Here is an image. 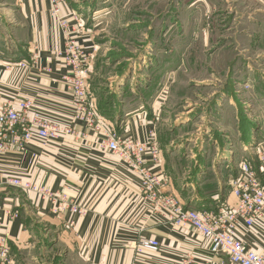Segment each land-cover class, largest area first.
I'll use <instances>...</instances> for the list:
<instances>
[{"label": "crops", "instance_id": "obj_1", "mask_svg": "<svg viewBox=\"0 0 264 264\" xmlns=\"http://www.w3.org/2000/svg\"><path fill=\"white\" fill-rule=\"evenodd\" d=\"M63 3L64 13L71 10L78 14L80 23L71 22V25L78 44L93 58L88 87L99 114L119 135L141 142L158 136L162 144L159 136L165 119L157 96L168 85L160 84L161 77L145 79L140 71L135 74L133 68L126 80L105 78L103 69H106L98 60L106 44V41L99 44V38L105 37L99 23L106 11V0H63ZM218 3L219 13H225L219 25L221 36L226 39L232 32L241 54L252 55L250 42L256 45L255 50H261L264 0H219ZM196 6L203 14L213 8L207 0L188 3L193 10ZM190 19L193 29L200 27L197 23L202 21V16L198 12H193ZM207 30L204 23L203 29L193 31L192 36L209 40L212 32ZM62 47L58 25L45 0H0V109L6 105L16 107L19 100L27 98L42 114L53 121L69 123L77 133L50 144L35 139L23 148L11 146L0 156L1 173L43 184L87 210L79 218L68 211L56 214L46 200L32 192L2 189L0 245L8 250V264H130L140 235L160 243L156 251L150 252L148 264H229L223 257L210 255L206 242L191 230L173 229L160 216L150 215L148 204L139 192L137 174L117 155L99 149L97 136L91 130L73 122L72 96L62 82L66 70ZM200 50L190 46L185 52L196 56ZM163 70L174 69L171 66ZM174 81L169 83L170 92L175 87ZM156 122H159L157 128ZM262 132L264 115L254 144L247 151L238 143L233 153L223 149L222 163L214 161L210 166L205 162V167L200 164L198 176L180 194L168 178L165 191L179 196L185 209L218 207L229 199V184L237 176L242 157L255 159ZM31 155L36 160L27 175ZM154 172L165 174L164 165ZM242 240L264 255V221L243 228Z\"/></svg>", "mask_w": 264, "mask_h": 264}, {"label": "rangeland", "instance_id": "obj_2", "mask_svg": "<svg viewBox=\"0 0 264 264\" xmlns=\"http://www.w3.org/2000/svg\"><path fill=\"white\" fill-rule=\"evenodd\" d=\"M191 1L106 0L99 23L105 32L99 44H106L98 61L106 69L105 78L126 80L133 68L145 79L161 77L160 84L168 85L157 96L165 120L159 136L163 142L159 143L158 136L155 141L177 194L198 176L200 164L222 163L223 149L233 153L234 145L243 144L247 151L264 115V37H260L261 50L250 42L252 55L241 54L232 32L226 39L219 33L225 14L218 11L219 0H207L214 9L204 14L197 6L194 10L188 7ZM193 12L202 16L196 29L190 19ZM204 23L212 40L192 36ZM108 44L114 48L108 49ZM190 46L201 48V53L188 55L185 50ZM171 66L174 70H163ZM172 81L175 87L170 92ZM242 158L238 165L247 159Z\"/></svg>", "mask_w": 264, "mask_h": 264}, {"label": "built area", "instance_id": "obj_3", "mask_svg": "<svg viewBox=\"0 0 264 264\" xmlns=\"http://www.w3.org/2000/svg\"><path fill=\"white\" fill-rule=\"evenodd\" d=\"M60 31L63 47L61 52L65 70L62 82L72 96L73 122L80 123L97 136L98 148L117 155L138 176L139 192L146 200L150 215L160 216L164 224L173 229H189L206 242L212 256H220L229 264H264V255L249 248L242 240V229L251 228L255 222L264 221V132L261 144L251 159L243 160L237 176L229 184V199L214 209L192 210L171 192L165 191L167 176L154 172L162 166V151L152 139L147 142L119 135L111 124L99 114L97 103L90 96L88 78L92 55L77 42L74 25L80 23L78 14L65 11L63 0H45ZM21 68L25 65L20 63ZM44 71V70H42ZM77 136L68 123L53 121L34 108L30 99L19 100L16 107L6 105L0 109V156L11 146L23 148L32 140L54 143L64 137ZM36 160L31 155L25 173L28 175ZM32 192L46 200L52 212L68 211L79 217L86 215V208L67 200L22 176H4L0 168V193L4 188ZM160 243L156 239L138 236L134 247V259L130 264H148L150 252ZM0 264H8V250L0 245Z\"/></svg>", "mask_w": 264, "mask_h": 264}]
</instances>
